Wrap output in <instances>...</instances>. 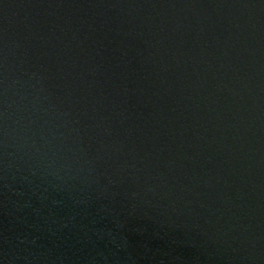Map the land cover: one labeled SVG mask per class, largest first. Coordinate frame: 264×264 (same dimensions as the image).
I'll use <instances>...</instances> for the list:
<instances>
[{
    "label": "water",
    "instance_id": "water-1",
    "mask_svg": "<svg viewBox=\"0 0 264 264\" xmlns=\"http://www.w3.org/2000/svg\"><path fill=\"white\" fill-rule=\"evenodd\" d=\"M0 264H264V0H0Z\"/></svg>",
    "mask_w": 264,
    "mask_h": 264
}]
</instances>
